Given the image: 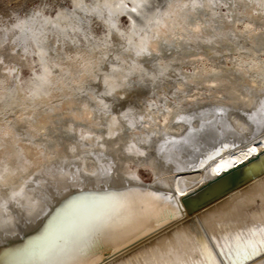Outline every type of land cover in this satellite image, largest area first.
Listing matches in <instances>:
<instances>
[{"label": "bare ground", "instance_id": "6f19581e", "mask_svg": "<svg viewBox=\"0 0 264 264\" xmlns=\"http://www.w3.org/2000/svg\"><path fill=\"white\" fill-rule=\"evenodd\" d=\"M108 2L118 13L121 1ZM160 30V43L151 58L128 53L127 62L139 64L148 77H157L158 68L178 70L182 81L176 82L172 91L175 99L179 98V108L168 100L163 108H158L156 100L149 96L156 79L141 80V75H135L137 71L125 81L131 89H117L120 95L129 92V99L112 103L111 116L94 114L93 109L100 107L98 99L91 97L93 93L87 98L78 91L101 76L105 92V79L111 77L113 82L120 83L115 78H123L129 68L120 62L123 72H103V61L97 64L101 59L83 57L78 51L60 64L42 63L35 79L28 80L25 86L16 79L18 69L5 72L0 67V159H6L15 168L13 152H20L26 168L20 180H31L30 187L35 189H24L27 196L19 203L0 207V264H134L137 259L189 258L181 241L190 245L199 237L207 240L210 235H224L229 228L253 227L264 222V130L251 123L252 116L261 118L255 109L264 100V0H204L203 8L168 17ZM17 54L13 51L1 55L0 66L10 62L21 67ZM107 55L108 49L103 57ZM150 63L154 64L149 66ZM42 75L46 83L37 79ZM158 85L156 82L154 87ZM160 89L157 97L165 96L168 91ZM97 98L111 104L106 97ZM149 101L154 102V109ZM218 105L226 106L229 115L217 116L219 123L214 121L213 127L207 120L213 119ZM121 107L129 114V120H119ZM200 113H204L202 119H191ZM141 115L143 121L138 119ZM179 116L190 122L180 120ZM133 118L137 122L133 123ZM201 123L202 130L194 131ZM69 127L75 129V136L68 133ZM89 127L92 133L104 134L99 143L87 131ZM109 127L112 140L108 139ZM81 136L89 139L76 144ZM30 137L42 140L48 150L39 143H29ZM68 147H76L82 160L60 165L65 175L53 179L57 163L50 166L51 171L45 168L42 173L30 166L35 161L72 157V153H66ZM221 147L219 156L207 159ZM250 148L256 149L255 154L245 156ZM140 151L148 155L140 156ZM88 152L92 155L88 156ZM255 159L256 165L245 172V178L255 175L252 179L246 178L239 187L224 193H219L221 184L204 191L234 166ZM202 160L207 162L200 167ZM105 168L112 175L104 174ZM140 168L150 171L151 183L141 181ZM214 168L221 169L219 175L214 174ZM29 172L37 174L29 176ZM93 172L98 174L90 175ZM178 189L185 192L184 196H177V215L182 222L177 225L173 218L163 229L153 222L159 234L153 233L151 238L142 234V240L133 237L134 242H130L116 238L109 230L97 233L88 227L94 214L108 211L118 203L170 197ZM90 191L97 195L89 194ZM186 198H200V204L190 210L182 204ZM157 202L167 206V200ZM45 219L48 221L40 235L22 241ZM177 226L179 238L171 235ZM19 241L21 245H14ZM147 244L152 247L146 248ZM169 248L173 249L172 256L168 255ZM109 249L114 254L104 259L103 253ZM254 264H264V256L257 257Z\"/></svg>", "mask_w": 264, "mask_h": 264}, {"label": "snow or ice", "instance_id": "6c2138e0", "mask_svg": "<svg viewBox=\"0 0 264 264\" xmlns=\"http://www.w3.org/2000/svg\"><path fill=\"white\" fill-rule=\"evenodd\" d=\"M76 6L84 11L87 15L94 17H99L104 19L105 14L107 13V20L104 22L108 25L107 36L108 38L114 39L115 31L117 30V23L115 17L117 15H124L125 13L134 14L129 15L128 19L131 21V27L127 31L119 32L121 40H127V47H124L126 53H134L136 57H152V53L156 50V47L160 43V38L162 32L160 26L167 23V18L177 15L179 13H185L186 10L191 9L195 11L198 8L204 7V0H169V3L165 7L163 4H158L157 0H128L127 3L124 0H121V3L117 5L119 12L112 10L111 4L108 0H105L103 4L97 3L94 8L90 11L79 3V0L76 2ZM59 19V18H58ZM57 27V25H53ZM78 30V29H77ZM102 43L107 45V39ZM167 43V41H165ZM110 46V45H107ZM94 47L99 50V44L94 45ZM123 47V45H121ZM159 55V52H157ZM107 59V57H105ZM119 60V57H117ZM113 73L123 72V68L114 67L112 69ZM139 71L141 75V80L144 78L150 79H159V77H148V72L145 71L139 64L132 63L129 65V71L125 73L123 78L116 77V80H119L120 83L113 82L112 78H106L104 83L106 86V91L101 93V96H113L116 102L127 101L129 99V92L125 91L123 95L117 93V89H124L125 87L131 89V85H126L125 81L128 78ZM164 72L161 71L159 76L162 77ZM38 80L47 82L45 76L37 77ZM82 91V89H81ZM98 104L100 107L93 109L94 114L103 113L105 116H111L113 114L114 105L105 103L102 99L98 98ZM162 107V106H158ZM179 108V105H175ZM87 109V105H85ZM261 113V118L256 119L255 116L251 117V123L255 124L256 127L264 130V100L259 102V107L255 109ZM160 114L159 111L157 113ZM229 115V109L226 106H216L215 116L213 119L207 120V124L215 127L214 121L219 123L216 120V117H227ZM119 120H129V114L123 111V108L118 112ZM204 113H200L199 117L193 115L191 119H202ZM89 119H93L89 117ZM139 121H143L144 116L141 115ZM151 119V117H149ZM180 120L185 122L187 121L184 116H179ZM116 122L115 120L113 121ZM137 122L133 118V123ZM98 123V122H97ZM202 130L201 127L194 129L198 132ZM67 131L70 135L75 136L74 128H67ZM90 135H95L97 143H99L103 138L104 134L99 135L91 132V127L87 129ZM88 136H81L80 140L76 141V144H80L82 141H87ZM108 139H114L112 135V130L109 127L108 130ZM29 143L35 144L39 143L40 147L45 151L48 150V145L45 144L42 140L37 141L36 137H30L28 140ZM144 143L145 141H141ZM171 142V141H170ZM119 148V144L116 145ZM131 147V145H129ZM223 151V147L216 149L214 153H210L207 157L209 160H214L216 156H219ZM256 149L250 148L245 156L249 154H255ZM66 153H72V157L67 155L62 157H57L56 161L47 160V161H35L33 165L40 173L43 172L45 168H49L53 163H57V170L52 174L53 179H57L58 176L65 175L63 167L60 165H67L70 160H82V156L78 154L76 147L66 148ZM140 156H147L148 153L145 151H140L138 153ZM88 156H91L92 153L88 152ZM13 158L15 162V168L9 166L6 159H0V207L7 208L14 201L19 203L24 200L27 196L28 191H35L30 187L32 183L29 179L20 180V177L25 173L26 168L22 163L23 157L22 154L18 151L13 152ZM206 160L200 161V167H203L206 163ZM220 168H214L213 172L216 175L220 174ZM104 174L112 175V172L105 168L103 169ZM37 173L29 172L28 175L32 176ZM98 173L93 172L90 175L95 176ZM74 175V174H73ZM16 177V179H12ZM133 179L134 177H129ZM178 182V180H177ZM48 184V181L45 180V185ZM20 189V190H17ZM43 194V193H42ZM185 192L183 189H178V192H173V195L170 197L160 198L155 197L151 200H128L122 203H118L115 207L111 208L108 211L99 212L94 214L88 221V227L93 232H104L109 230L116 238H126L130 242L133 241V237L138 240H142L143 236L151 238L153 233L159 234V229L153 227V222L160 226V229H163L165 225H169L173 218L177 225L181 223V218L177 215L180 211L179 208V199L177 196H184ZM167 200V206H164L162 203L157 201ZM20 207L23 208V204H20ZM174 209V210H173ZM53 222V226L55 225ZM180 228L177 226L175 231L171 233L173 237L179 238ZM182 250L188 254L189 258H179L176 257L171 260L157 259L152 261L140 260L137 259L134 264H248V261L252 260L253 264L257 257L264 256V222L255 224L253 227H243L239 229H226L225 234L221 236H212L210 235L207 240L204 238L194 239L190 245L183 244L181 241ZM146 248H151V244L145 245ZM168 255H173V249H167ZM215 253V254H214ZM136 255V253H132Z\"/></svg>", "mask_w": 264, "mask_h": 264}, {"label": "rangeland", "instance_id": "374dc122", "mask_svg": "<svg viewBox=\"0 0 264 264\" xmlns=\"http://www.w3.org/2000/svg\"><path fill=\"white\" fill-rule=\"evenodd\" d=\"M113 1L115 3L117 0ZM168 1L157 0V3L164 4ZM76 2L77 0H0V56L15 51L19 54H17V59L19 58L17 63L22 64L18 68L17 65L9 62L0 67L4 68L5 72L18 69L19 71L15 73L16 79L23 86L28 80L35 79V74L40 71L41 65H47L50 61L60 64L66 61L68 55L73 57L77 51L81 52L83 57L101 59L97 64L100 65V61H103L100 67L103 72L106 70L112 72L113 68L111 67H120V62L129 68L130 63L127 62V59H129L130 53L124 51L127 40H121L117 32H115L114 39L107 36L108 25L104 22L108 18L107 13L104 19L87 15L76 6ZM124 2L127 3L128 0H124ZM79 3L90 11L97 3L103 4L104 0H79ZM222 10L225 12V8ZM128 17L127 13L115 17L117 29L120 32L127 31L131 27ZM53 25H57V27H53ZM105 39H107V45L110 46L102 43ZM97 44H99V50L94 47ZM107 49L108 55L105 59L103 54L107 52ZM153 64L150 63L149 66ZM153 69L156 73H158V69L159 72L163 71L164 75L160 77V73L158 74L159 79H156L157 81L155 80L154 84L152 83L150 86L152 91L149 96H153L158 106H162L167 100L177 104L179 98L175 99L172 90L176 88V82L182 81V77L177 73L178 70L175 68ZM188 69L190 70V68ZM180 73L184 75V72ZM135 75L138 77L140 73L137 72ZM100 80L101 76L99 79L96 78L92 82L86 83L82 91H78V94L90 98L88 95L93 93L92 98L106 97L110 99V105H115L117 102L114 101L113 96L100 95L104 92V84ZM156 82H159L158 86L160 87H154ZM157 88L160 92L162 90L160 88L168 92L165 96L161 94L157 97L160 93ZM149 104L150 107L155 108L153 101H149ZM9 114L14 117L12 113ZM139 171L143 183L149 184L153 181L149 170L140 168Z\"/></svg>", "mask_w": 264, "mask_h": 264}, {"label": "water", "instance_id": "95a60500", "mask_svg": "<svg viewBox=\"0 0 264 264\" xmlns=\"http://www.w3.org/2000/svg\"><path fill=\"white\" fill-rule=\"evenodd\" d=\"M264 156V155H263ZM263 156L259 157V160H262ZM257 159L251 160L246 164L240 163L239 165L234 166L232 169L228 171L225 175L219 177L216 179L213 183L209 184L204 191H209L212 187L218 186L221 184V192L219 193H224L226 191H229L235 187H239L246 178H245V172L250 169L253 165H256ZM239 166V167H238ZM227 172V171H226ZM257 175V174H256ZM255 177V175H251L248 179H252ZM248 181V180H247ZM89 194H96V191H90ZM97 195V194H96ZM95 197V196H94ZM200 198L190 200L188 198L182 200V204L185 205L188 209L192 210L198 207V204H200ZM50 218V217H49ZM48 219H45L44 223H42L41 227H39L36 231H34L32 234L22 238V241L26 240L27 238L34 237L37 235H40V231L45 227L46 222ZM200 238V237H199ZM22 243L19 241L15 243L14 245H21ZM112 249H109L108 251H104V259H108L113 255L114 253L112 252Z\"/></svg>", "mask_w": 264, "mask_h": 264}]
</instances>
